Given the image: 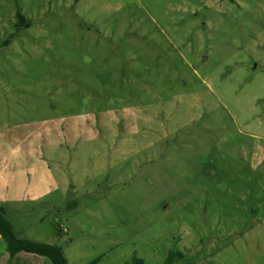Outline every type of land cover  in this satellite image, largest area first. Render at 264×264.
Segmentation results:
<instances>
[{
    "label": "rangeland",
    "instance_id": "rangeland-1",
    "mask_svg": "<svg viewBox=\"0 0 264 264\" xmlns=\"http://www.w3.org/2000/svg\"><path fill=\"white\" fill-rule=\"evenodd\" d=\"M0 205L69 264H264V0H0Z\"/></svg>",
    "mask_w": 264,
    "mask_h": 264
},
{
    "label": "trees",
    "instance_id": "trees-1",
    "mask_svg": "<svg viewBox=\"0 0 264 264\" xmlns=\"http://www.w3.org/2000/svg\"><path fill=\"white\" fill-rule=\"evenodd\" d=\"M18 24L27 25V22L20 11L17 13ZM0 237L6 244L10 260L20 253L32 256L47 258L52 264H69L59 244L38 243L16 236L14 226L5 216V208L0 205ZM176 258L181 259L182 254L170 251L163 264H173ZM96 262V261H95ZM134 264H143V261L137 258L133 259Z\"/></svg>",
    "mask_w": 264,
    "mask_h": 264
},
{
    "label": "crops",
    "instance_id": "crops-1",
    "mask_svg": "<svg viewBox=\"0 0 264 264\" xmlns=\"http://www.w3.org/2000/svg\"><path fill=\"white\" fill-rule=\"evenodd\" d=\"M0 238H1V237H0ZM18 255H19V254H18ZM16 256H17V255H16ZM16 256H15V257H16ZM31 256H32V255H31ZM15 257H14V258H15ZM37 257H39V256H37Z\"/></svg>",
    "mask_w": 264,
    "mask_h": 264
}]
</instances>
